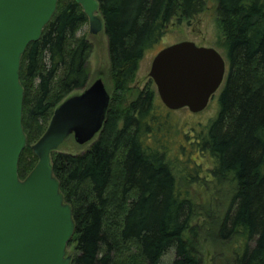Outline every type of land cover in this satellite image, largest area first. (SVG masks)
I'll list each match as a JSON object with an SVG mask.
<instances>
[{
	"label": "trees",
	"instance_id": "obj_1",
	"mask_svg": "<svg viewBox=\"0 0 264 264\" xmlns=\"http://www.w3.org/2000/svg\"><path fill=\"white\" fill-rule=\"evenodd\" d=\"M96 1L107 38L112 96L100 131L85 150L49 153L52 174L72 211L70 264H164L161 259L170 249L175 257L167 264H203L193 247L199 236L193 223L197 206L178 184L169 155L174 134L184 141L190 136L189 145L181 147L212 162L209 177L215 186L206 183L212 187L210 207L220 210L216 187L234 185L217 225L222 241L239 239L225 264H264V0H218L227 70L215 116L189 134L176 127L174 110L166 108L150 83L121 105L144 53L173 18L191 19L202 12L205 0ZM56 5L19 63L26 137L19 179L36 165L32 145L57 105L89 86L91 43L77 34L88 17L75 0ZM191 167L198 174L199 162Z\"/></svg>",
	"mask_w": 264,
	"mask_h": 264
},
{
	"label": "water",
	"instance_id": "obj_2",
	"mask_svg": "<svg viewBox=\"0 0 264 264\" xmlns=\"http://www.w3.org/2000/svg\"><path fill=\"white\" fill-rule=\"evenodd\" d=\"M92 33L104 29L96 0H75ZM57 0H0V264H70L72 211L49 166V153L73 133L82 145L100 131L110 95L101 79L60 102L44 133L32 145L38 161L24 179L18 160L25 147L22 129V52L52 18ZM149 76L169 110L197 113L224 81L226 59L217 49L182 40L160 49Z\"/></svg>",
	"mask_w": 264,
	"mask_h": 264
},
{
	"label": "rangeland",
	"instance_id": "obj_3",
	"mask_svg": "<svg viewBox=\"0 0 264 264\" xmlns=\"http://www.w3.org/2000/svg\"><path fill=\"white\" fill-rule=\"evenodd\" d=\"M217 2L218 0H205L201 13L191 17L189 20H181L178 22L176 18H173L169 22V26L163 36L144 53L139 61L135 78L131 82L130 89L126 93L121 106L124 107L128 102L135 99L138 95L137 93L144 89L148 83H150V87L155 91V84L149 76V69L153 60L152 58L165 46L181 42L182 40H188L191 42L193 41L196 45L213 47L224 56V38L219 28V22L217 21ZM77 34L83 35L91 43L92 51L87 60L89 73L88 84L91 85V82L94 80L101 79L103 84H105L108 95L112 96L113 84L110 80V61L108 58L107 38L104 29L100 30L98 33H92L88 27L87 21L80 27ZM219 89L220 87L209 99L207 107L200 112L195 114L191 113L186 107L174 110L173 115L176 127L187 130L189 134L191 127H198L199 129L201 125L205 126L204 124H207V121L216 114V97L220 91ZM80 90L72 91L68 94L67 98L71 94H78ZM172 138L173 139L168 144L169 155L175 161L174 173L176 172L178 184L184 189L182 191H188L192 196L195 206H197L198 213L193 220L199 232V238L196 237L193 239L195 252H197V256L203 264H225V262L231 258L232 249L235 247V244L238 243L237 241L239 239L222 241L217 235V225L218 221L222 218L223 211L227 207L234 185L216 187L217 190L213 193L220 198L221 203L218 202L219 205H221L218 206L220 210L218 212V210H215V207H210L208 200L210 190L212 189L210 186H215V183L211 181L209 177V169L212 167L211 160H208V157L196 151L189 152L186 147H181L182 145H189L190 136L187 137L185 141L181 138V134H174ZM91 141L80 145L75 142L73 133H71L61 142L56 151L80 153L91 144ZM190 158L192 161L189 160ZM198 162L199 169L198 174H196L191 166H195ZM200 178H202L201 181ZM206 183H209L210 188L206 187ZM219 191L221 195L218 194ZM226 194L228 196H226ZM73 253L74 246L72 244L67 245L66 255L71 256ZM174 257V250L170 249L162 257L161 261L167 264Z\"/></svg>",
	"mask_w": 264,
	"mask_h": 264
},
{
	"label": "flooded vegetation",
	"instance_id": "obj_4",
	"mask_svg": "<svg viewBox=\"0 0 264 264\" xmlns=\"http://www.w3.org/2000/svg\"><path fill=\"white\" fill-rule=\"evenodd\" d=\"M200 46V45H199ZM222 85V84H221Z\"/></svg>",
	"mask_w": 264,
	"mask_h": 264
}]
</instances>
